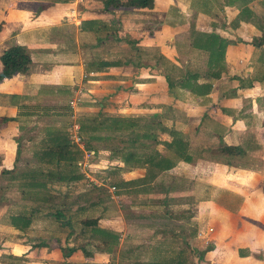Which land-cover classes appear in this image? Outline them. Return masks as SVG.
Here are the masks:
<instances>
[{"label":"crops","instance_id":"crops-1","mask_svg":"<svg viewBox=\"0 0 264 264\" xmlns=\"http://www.w3.org/2000/svg\"><path fill=\"white\" fill-rule=\"evenodd\" d=\"M102 1L0 0V53L19 44L30 57L27 72L0 82V116L12 118L0 123V171L12 169L17 158L18 119L23 116L18 105L65 96L84 114L151 119L159 122L152 129L155 139L169 142L178 136L186 142L191 161L178 160L153 180L193 169V187L185 192L193 197L191 233L189 229L185 243L180 240L184 247L176 239L172 246L156 239L133 240L126 233L132 247L139 244L142 250L140 259L130 253L126 262L184 257L185 264H264V42L250 44L264 33V0L245 3L248 17L240 15L242 0H150L146 6L108 8ZM209 33L228 41L223 58L211 66L206 50L194 42ZM185 79L190 85L209 84L208 92L196 94L180 86ZM224 144L241 153H221ZM156 147L164 152L162 145ZM117 153L113 170L126 176L119 179L144 175V168L125 166V153ZM140 190L129 186L127 193ZM82 204L71 207L73 215ZM31 205L3 202L0 255L28 260L26 264L121 263L120 248L112 257L103 251L96 257L74 243L80 237L79 230H72L78 218L67 221L63 237H56V220L40 216L22 228L18 222L12 226L10 216L27 214ZM131 226L140 235L151 227ZM58 238L61 243L53 245ZM77 245L91 256L75 251L62 258L61 247Z\"/></svg>","mask_w":264,"mask_h":264},{"label":"rangeland","instance_id":"rangeland-1","mask_svg":"<svg viewBox=\"0 0 264 264\" xmlns=\"http://www.w3.org/2000/svg\"><path fill=\"white\" fill-rule=\"evenodd\" d=\"M260 69L262 76H264V67ZM71 97L73 96L71 95ZM70 99V97L63 96L57 99H47L25 104L27 105L24 108L26 114L18 119L20 126L16 140L19 143V147L17 158L14 159L15 163L13 164L15 170L9 176L3 175L0 171V214L3 212V202H7L12 206L17 205V203L20 204L22 201L32 203L27 194H25L27 196H22L21 191L26 189L23 188V180L20 173L35 168L45 170L49 167L46 164L38 163L35 154L40 147V141L48 134L46 131H51L53 128L64 131L66 136L72 140L73 133L78 131L79 119L83 117L91 119L95 116H105L103 113H98V115L84 114L78 107H74L75 103L73 104L74 101L72 102ZM260 109L264 113V95L260 99ZM144 121V118L141 117L140 122L144 123ZM142 127L139 124L131 131L116 132L113 134L112 139L94 143L91 150L81 147L82 155L76 160L77 170L81 174L79 180L46 182L49 189L55 191V193L49 194L48 192L47 194V191H39L38 196L41 197V201L34 203V205L37 207L39 204L43 205L44 207L40 209L38 216H44L43 218H48L51 222L53 218L45 216L44 213L54 212L55 210L62 212L63 217L57 219L55 224L56 237H63L65 235L66 229H68L67 226L69 225L67 221L71 220V218L73 220L79 217H99L98 222L101 225L108 226H99V229L109 231L113 236L105 235L103 237L100 233L92 230L94 228L84 227L78 223L72 227L73 231H80L77 232L80 234V237L75 239L74 243L85 245L95 253V256H98V252L103 251L112 257L116 254L117 249L120 248L119 251L123 252L120 264H136V259L133 260L134 262L129 261L128 263L126 260H130V253H138L137 259H140L142 250L138 248L139 244H136V248L132 247L129 243L130 236L125 237L126 233L130 234L133 240L135 238L139 241L149 240L153 242L156 239L158 241H166L168 245L172 246L176 239L178 247H184V245L180 244V240L184 242L187 238L193 202V197L185 194V192L193 187L191 183L193 181V169H190L189 172V168H187L188 170L186 169L184 174L180 172V176H173V174H168V176L165 174L161 179L157 178L150 183L148 182L149 184L144 185L149 189L146 192L140 190L137 193L131 191L130 193L122 192V194L118 193L119 191H123L119 190L120 187L114 186L110 189L113 182L118 180L119 177H126L124 173V175L120 173L122 174L120 176L119 173L117 174L113 170V163L118 161L114 154L117 156L121 155L117 153L119 151H116L115 146L125 145V139L134 134H139L136 131L141 130ZM99 133L101 134L102 132L99 131ZM119 139L121 143L118 141ZM208 142L211 143L210 141ZM88 151L93 152L88 154ZM22 170L24 171L22 172ZM79 202L83 204L80 208L76 209L81 210L77 214L75 213L76 215H73L74 211L71 207H77L80 204ZM12 210H16V208ZM17 213L21 214L23 211ZM17 213H13L12 215L19 217ZM12 215L10 218L17 221V217H12ZM136 223L149 224L151 227H147L149 229L144 230L142 232L144 234L140 235V233L136 232V227L131 226ZM182 226L184 229L181 231L180 227ZM14 227L16 228V226ZM150 236L152 237L149 238ZM58 239L60 241L53 245L61 243V238ZM85 240L87 241L83 242ZM68 242V240H65V243ZM203 251L204 249L199 250L198 254L201 255ZM63 252L65 253L64 250L61 253ZM54 253L57 254L55 251ZM0 256V264H26L28 262V260L23 262L19 259L11 258L9 254H2ZM62 258H65L64 255ZM33 262L38 263L37 261ZM74 264L79 263L76 262Z\"/></svg>","mask_w":264,"mask_h":264},{"label":"trees","instance_id":"trees-1","mask_svg":"<svg viewBox=\"0 0 264 264\" xmlns=\"http://www.w3.org/2000/svg\"><path fill=\"white\" fill-rule=\"evenodd\" d=\"M243 5L239 10L241 16L248 17L249 9L246 7L245 3L251 0H242ZM104 8L117 7V6H146L149 4L150 0H103ZM251 12V11H250ZM248 13V14H247ZM199 47L206 50L207 52V64L209 66L216 63V60L223 58V50L225 49L228 41L221 39L218 35L209 33L201 34L194 41ZM264 42V33L259 37H253L250 41L252 46H259ZM264 61V59H263ZM30 64V57L27 48L19 44H11L6 46L0 53V82L5 78H10L14 74H23L27 72ZM219 71L217 70L214 76H218ZM166 81L168 88L170 89L171 82L166 75ZM182 87H188L191 92L196 94H205L209 90V84L205 85H190L186 82V79L179 83ZM27 105H18V114L25 115ZM23 110V111H22ZM10 117H1L0 123L4 120H11ZM141 124V130H138L139 134H134L131 137L125 139V145L115 146L117 151H122L125 153L121 157V162L125 166L131 167H142L145 169L144 175L142 177L123 180L118 179L113 182V187H120L118 193L127 192L129 186H140L141 190L145 189V186L152 182L153 178L160 172L171 168L176 161H189L191 157L186 153V142L182 140L181 137L173 136L169 142L159 141L155 139L152 129H154L159 122H153L151 119L140 122V119L131 118L127 116H95L91 119L83 117L78 121V131L77 134L81 139V144L83 149L91 150L94 143L105 142L113 138V134L121 131H131ZM99 131L102 133L100 134ZM48 134L46 137L40 141V147L35 152L36 160L38 163L46 164L49 167L45 170L40 168L30 169L28 171L22 170L20 173L23 180L22 196H27L31 199L32 203L41 201V197L38 196L39 191H47L46 182L58 181H77L81 178V174L77 170L76 160L82 155V149L76 145L72 140H70L64 131H59L53 128V130L46 131ZM121 143V140H118ZM129 144V145H128ZM162 145L164 152H160L157 149V145ZM17 142V149L18 152ZM219 151L228 155H236L241 153V149L237 146L221 145ZM15 169L1 170V173L10 175ZM149 182V183H148ZM145 185V186H144ZM30 191V193H29ZM24 194V195H23ZM27 194V195H25ZM31 194V196H29ZM48 194V193H47ZM44 207L43 205L33 206L31 205L26 211L27 214L12 215V217H17L16 219L11 218V223L13 226L17 227V222L20 227L26 226L33 217H37L40 209ZM45 216L57 220L63 217L60 210H55L54 212H46ZM40 216V215H39ZM38 216V217H39ZM44 217V216H40ZM99 217H79L76 221L84 227L94 228L92 230L96 231L106 236H113L109 231L99 229L98 224ZM183 230L184 227L182 226ZM191 233V229L188 234ZM185 243V241H184ZM64 248V247H63ZM64 256L70 255L75 251H79L84 257L91 256L90 251H88L84 246L77 245L66 247ZM189 251L192 252L193 249L188 247ZM202 257V254L199 255ZM63 264H67L64 262ZM84 264H103V263H84ZM142 264H185V258L178 257L174 260L172 257L161 258L153 261H149Z\"/></svg>","mask_w":264,"mask_h":264},{"label":"built area","instance_id":"built-area-1","mask_svg":"<svg viewBox=\"0 0 264 264\" xmlns=\"http://www.w3.org/2000/svg\"><path fill=\"white\" fill-rule=\"evenodd\" d=\"M71 103V102H70ZM72 140H73V142L77 145L78 144V146L80 145V148L82 147V144H81V139H80V137L78 136V134H77V131H75L74 133H73V135H72ZM89 152V151H88ZM91 153V151L88 153V154H90ZM113 188V186H111L110 187V189H112Z\"/></svg>","mask_w":264,"mask_h":264}]
</instances>
